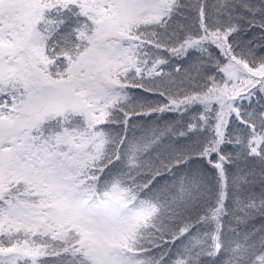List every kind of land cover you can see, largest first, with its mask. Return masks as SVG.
<instances>
[{"label": "snow or ice", "instance_id": "obj_1", "mask_svg": "<svg viewBox=\"0 0 264 264\" xmlns=\"http://www.w3.org/2000/svg\"><path fill=\"white\" fill-rule=\"evenodd\" d=\"M0 264H264V0H0Z\"/></svg>", "mask_w": 264, "mask_h": 264}]
</instances>
